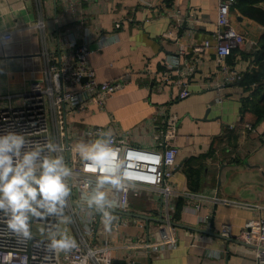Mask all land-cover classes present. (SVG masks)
<instances>
[{
	"label": "crops",
	"instance_id": "1",
	"mask_svg": "<svg viewBox=\"0 0 264 264\" xmlns=\"http://www.w3.org/2000/svg\"><path fill=\"white\" fill-rule=\"evenodd\" d=\"M218 6L219 0H0V31L14 35L12 43L0 46V104L8 103L9 96L15 105L22 103L21 95L45 75L46 53L59 54L65 41L92 42L90 62L98 80L126 85L103 109L94 106L69 117L70 139L74 131L104 127L117 135L128 132L133 144L153 148L154 126L167 116L179 120L178 167L168 180L180 193L169 199L170 219L178 230L176 247L151 256L127 243L149 241L152 228L166 218L167 201L157 191L118 187L114 208L107 209L94 203L98 192L104 194L103 204L107 200L99 184L78 207L80 215L109 211L137 220L118 229L101 225L90 238L108 241L113 264H259L235 237L248 223L264 218V212L186 196L257 203L258 193H264V119L257 121L248 106L261 83L243 85L256 65L241 55L260 49L264 26L235 6L233 23L250 42L248 51L235 50L224 68L216 61L215 48L196 57L192 47L212 40L217 30ZM260 7L264 10V4ZM175 13L180 23L172 17ZM40 20L45 29L38 28ZM171 30L187 50L184 57L174 40L164 38ZM186 60L195 64L191 76ZM183 84L192 94L179 99ZM247 124L255 126L258 137L250 135ZM224 225L232 226L233 238L222 235ZM68 231L80 240L85 221L77 216Z\"/></svg>",
	"mask_w": 264,
	"mask_h": 264
},
{
	"label": "built area",
	"instance_id": "2",
	"mask_svg": "<svg viewBox=\"0 0 264 264\" xmlns=\"http://www.w3.org/2000/svg\"><path fill=\"white\" fill-rule=\"evenodd\" d=\"M236 3L237 0H219L217 30L212 40L192 47L196 57H202L210 49L215 48L216 61L224 68L227 59L235 50L248 51L250 42L233 23L232 10ZM172 17L181 22L178 13L172 14ZM37 26L39 29H45L44 21L40 20ZM175 34L176 31L171 30L164 38L174 40L179 47L178 55L184 57L187 50ZM13 39L12 32L0 31L1 47L9 45ZM92 46V42L80 44L77 41H65L59 54L46 53L45 75L42 79L34 81L29 91L21 95L20 105L13 103V96L8 97V103L0 104V136L8 132L23 135L25 143L20 150L21 157L38 144L43 148L41 157H62L64 164L71 169V176L67 180L70 195L66 198L65 208L63 207L60 213L49 214L42 219L30 215L31 239L8 230L6 221L11 217V212L0 210V264H113L108 241L99 243L90 238L98 235L101 225L106 226L105 221L107 226L115 229L138 222L133 218H117L109 211L105 215L98 212L91 213L90 216L79 214L78 207L90 200L93 193L98 190L101 179L104 180L103 186L107 196L103 205L107 209L114 208L115 189L118 187L157 191L167 201V215L165 219L163 218L165 222L152 228L149 241L141 244L139 241L129 239L127 241L129 245L154 256L164 247L173 248L179 243L178 230L170 219L169 199L180 193L168 184V180L173 177L178 167L180 150L176 144L179 131L177 117L167 116L160 124L154 126L153 148L133 144L128 132L117 135L104 127H87L80 132L74 131L73 139L69 138V117L77 112H89L94 106L103 109L108 100L126 85V82L98 80L97 72L90 62V57L94 53ZM186 66L187 75H193L196 69L194 62L186 60ZM179 87L181 88L179 99H186L192 94L187 84ZM246 128L250 135L258 137L253 125L247 124ZM97 140L118 152L114 174L119 178L118 182H114L107 175L84 170L85 162L79 155L78 145L81 143L89 145V142L95 143ZM51 146L55 147V151L49 150ZM186 196L198 201L210 200L217 204L255 208L264 212L262 192L258 193L257 203L229 198H209L191 193ZM39 211L43 212L44 209ZM77 216L85 221L86 231L79 232L80 240H76L68 231L71 220ZM36 225L44 227V238L35 235ZM65 231L75 239L77 247L60 251L50 248L52 238L49 239L48 235L55 234V239H60ZM222 235L233 238L232 226L224 225ZM235 239L249 247V253L256 257L259 264H264V218L248 223L241 235Z\"/></svg>",
	"mask_w": 264,
	"mask_h": 264
},
{
	"label": "clouds",
	"instance_id": "3",
	"mask_svg": "<svg viewBox=\"0 0 264 264\" xmlns=\"http://www.w3.org/2000/svg\"><path fill=\"white\" fill-rule=\"evenodd\" d=\"M24 143L25 139L21 134L8 132L0 136V210L11 212V217L6 221L8 230L31 239L30 215L42 219L63 211L66 198L70 195L67 180L71 176V169L64 164L62 157H41L43 148L38 144L21 157L20 150ZM49 150L55 151V147L51 146ZM78 152L85 162L86 172L107 175L118 182L119 178L114 175L119 155L116 150L97 140L90 146L79 144ZM103 183L104 180L101 179V186ZM103 201L104 194L98 192L94 203L102 207ZM105 224L107 226V221ZM76 247L75 239L66 231L61 234L60 239H55L54 234L50 245V248L57 251Z\"/></svg>",
	"mask_w": 264,
	"mask_h": 264
},
{
	"label": "trees",
	"instance_id": "4",
	"mask_svg": "<svg viewBox=\"0 0 264 264\" xmlns=\"http://www.w3.org/2000/svg\"><path fill=\"white\" fill-rule=\"evenodd\" d=\"M261 4H264V0H237L235 6L244 16L256 20L264 26V10L260 7ZM260 46V49L253 53L241 52V55L251 57L256 65L253 73L245 75L243 85L251 88L253 85L261 83L258 91H255V100L248 105L255 114L257 121L264 119V84H262L264 82V37ZM253 127L255 128L254 125Z\"/></svg>",
	"mask_w": 264,
	"mask_h": 264
},
{
	"label": "rangeland",
	"instance_id": "5",
	"mask_svg": "<svg viewBox=\"0 0 264 264\" xmlns=\"http://www.w3.org/2000/svg\"><path fill=\"white\" fill-rule=\"evenodd\" d=\"M92 144H94V143L89 142V145H92ZM85 145H87V144H85ZM34 231H35V235H36L37 237H39V238H44V237H45L44 227H43V226H41V225H36V226L34 227ZM48 238L51 239V236L49 235Z\"/></svg>",
	"mask_w": 264,
	"mask_h": 264
},
{
	"label": "water",
	"instance_id": "6",
	"mask_svg": "<svg viewBox=\"0 0 264 264\" xmlns=\"http://www.w3.org/2000/svg\"><path fill=\"white\" fill-rule=\"evenodd\" d=\"M74 203V202H73ZM76 206L77 204L74 203ZM86 207H89V208H94L93 206H90V205H86ZM114 212H117V211H114ZM119 214H124V213H119ZM128 215H131V216H135V217H138V218H143V219H146V217L142 216V215H138V214H135V213H127ZM165 221L164 220H160L159 223L162 224L164 223ZM174 225V224H173ZM175 226V225H174Z\"/></svg>",
	"mask_w": 264,
	"mask_h": 264
}]
</instances>
